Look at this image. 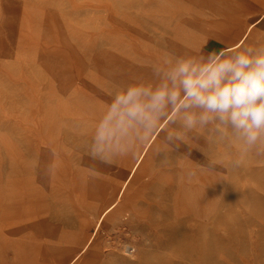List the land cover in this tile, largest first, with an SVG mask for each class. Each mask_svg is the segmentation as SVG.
<instances>
[{
    "label": "bare ground",
    "instance_id": "obj_1",
    "mask_svg": "<svg viewBox=\"0 0 264 264\" xmlns=\"http://www.w3.org/2000/svg\"><path fill=\"white\" fill-rule=\"evenodd\" d=\"M86 7L68 28L47 9L44 27L23 21V45L40 66L29 98L4 90L15 106L0 105V219L50 202L55 213L74 217L76 229L59 246L54 224L32 220L33 235L5 221L0 244L12 249L13 264H45V254L64 257L59 264H92L106 257L92 244L101 230L125 225L139 249L111 251L108 264L211 258L210 246L225 240V182L235 200L264 178V155L243 153L231 129L221 138L212 124L170 141L167 133L180 125L164 119L145 135L126 108L112 105L128 84L154 87V69H166V60L255 47L247 37L264 17V0H94ZM259 9L262 18L251 19Z\"/></svg>",
    "mask_w": 264,
    "mask_h": 264
},
{
    "label": "rangeland",
    "instance_id": "obj_2",
    "mask_svg": "<svg viewBox=\"0 0 264 264\" xmlns=\"http://www.w3.org/2000/svg\"><path fill=\"white\" fill-rule=\"evenodd\" d=\"M93 2L94 0H0V94L4 95L2 98L0 96V105L7 106V109L11 108V111L15 106V102L2 94L4 90L16 100L29 98L33 74L40 66L33 62L36 57L33 52H30L31 48L23 45L21 29L24 22L29 25V18L36 19L37 26L41 24L44 27L39 17L47 9L54 14L58 11L63 18L62 27L64 25V28H68L78 23L85 14L87 3ZM262 9L255 11L250 18L254 20L258 18ZM261 18L260 16L258 20ZM262 37H264V17L248 34L247 39L255 46H260ZM219 50L214 48L209 52L218 53ZM220 53L228 54L227 52ZM1 116L3 115L0 111ZM3 128L4 124L0 121V133ZM229 187L230 181L225 182V240L222 243L212 244L209 250L213 256L199 259L198 264H264V178L248 182L247 189L238 192L235 200ZM233 188L239 189L238 183L234 184ZM4 218L2 217L0 222L7 221V224L18 222L14 227L25 234H36L35 228L29 224L32 220L39 223L46 221L56 225L57 230L54 237L56 241H60L59 246L76 229L74 217L63 215L61 212L55 213L50 202L11 215V220H8L9 216L6 220ZM92 231L93 229L90 228L87 232ZM130 232L125 225L106 233L102 229L92 244L99 246L106 257L92 264H108L112 260L108 253L117 250L123 252L126 244L133 245L131 252L136 254L139 249L137 242L139 236H130ZM44 246L47 251H50L52 243H44ZM14 257L12 249L1 245L0 264H13ZM39 260V263L59 264L65 258L45 254L41 255Z\"/></svg>",
    "mask_w": 264,
    "mask_h": 264
},
{
    "label": "clouds",
    "instance_id": "obj_3",
    "mask_svg": "<svg viewBox=\"0 0 264 264\" xmlns=\"http://www.w3.org/2000/svg\"><path fill=\"white\" fill-rule=\"evenodd\" d=\"M165 63L163 71L154 69V87L128 84L115 96L112 107L126 108L133 128L147 135L159 121L171 119L180 125L167 133L171 141L212 124L221 138L231 129L243 153L264 155V46ZM209 63L215 68L209 70Z\"/></svg>",
    "mask_w": 264,
    "mask_h": 264
}]
</instances>
